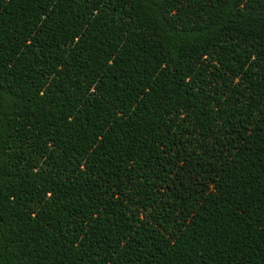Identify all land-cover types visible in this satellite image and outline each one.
I'll return each mask as SVG.
<instances>
[{
	"label": "trees",
	"instance_id": "16d2710c",
	"mask_svg": "<svg viewBox=\"0 0 264 264\" xmlns=\"http://www.w3.org/2000/svg\"><path fill=\"white\" fill-rule=\"evenodd\" d=\"M0 264H264V0H0Z\"/></svg>",
	"mask_w": 264,
	"mask_h": 264
}]
</instances>
